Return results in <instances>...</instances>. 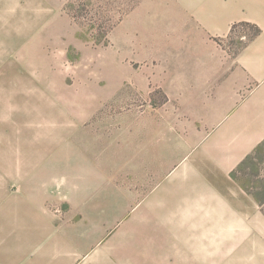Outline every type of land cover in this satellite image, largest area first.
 I'll return each mask as SVG.
<instances>
[{
  "label": "rangeland",
  "instance_id": "1",
  "mask_svg": "<svg viewBox=\"0 0 264 264\" xmlns=\"http://www.w3.org/2000/svg\"><path fill=\"white\" fill-rule=\"evenodd\" d=\"M209 17L183 0H0V198L86 229H187L183 192L150 175V129L182 117V76L197 87L255 33ZM245 169L264 215V147Z\"/></svg>",
  "mask_w": 264,
  "mask_h": 264
},
{
  "label": "crops",
  "instance_id": "2",
  "mask_svg": "<svg viewBox=\"0 0 264 264\" xmlns=\"http://www.w3.org/2000/svg\"><path fill=\"white\" fill-rule=\"evenodd\" d=\"M183 1L214 30L240 21L262 29L236 57L216 56L195 72L197 87L182 76V117L150 129V142H161L151 146L150 175L183 192L187 229H86L60 222L43 198L13 199L3 189L0 264H264V231L254 230L264 215L231 174L264 140V0Z\"/></svg>",
  "mask_w": 264,
  "mask_h": 264
},
{
  "label": "trees",
  "instance_id": "3",
  "mask_svg": "<svg viewBox=\"0 0 264 264\" xmlns=\"http://www.w3.org/2000/svg\"><path fill=\"white\" fill-rule=\"evenodd\" d=\"M251 27H253L254 29H255V33H254V35L252 36V38H255L260 32H261V29L257 26V25H255V24H253ZM251 38V39H252ZM264 147V140L261 142V143H259L255 148H254V150L250 153V154H248L247 156H246V158L232 171V177L234 178V179H236L237 181H239L241 184H242V186H243V188L244 189H246L249 193L251 192L252 193V191H251V182H250V180H245V181H242V180H244L245 178H243L247 173H246V169H245V166L248 164V162L253 158V157H255V156H257V155H259V153L261 152V150H262V148ZM257 200L258 201H260V202H262V199H260L259 197H257Z\"/></svg>",
  "mask_w": 264,
  "mask_h": 264
}]
</instances>
